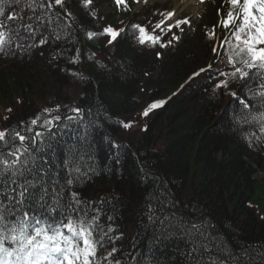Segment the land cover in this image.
<instances>
[{"label":"trees","instance_id":"trees-1","mask_svg":"<svg viewBox=\"0 0 264 264\" xmlns=\"http://www.w3.org/2000/svg\"><path fill=\"white\" fill-rule=\"evenodd\" d=\"M93 2L94 17L72 9L75 19L65 20L70 27L60 26V40L23 54L0 55V131L10 136L15 131L27 135L29 127L43 131L31 120L39 117V124L49 118L45 109L62 117L72 115V108L83 109L81 121L60 125L52 141L54 167L63 180L69 149L76 146L86 153L81 167L87 176L74 190L102 209L101 224L115 230L110 235L125 256L135 242L133 254L140 264H186L179 236L152 240L149 208L159 215L163 203L177 222L202 223L222 254H242L247 247L256 256L254 264H261L264 178L255 180L253 167L264 174V140L249 138L255 125L237 123L240 105L230 94L236 82L222 91L210 79L232 70L226 64L231 49L225 39H231V32L210 16L192 37L181 35L180 42L168 44L181 31L174 27L159 33V10L144 8L133 16L129 4L113 27L98 14L99 1ZM134 25L158 39L140 44L142 34ZM106 27L120 32L117 41L108 42ZM88 31L98 35L88 40ZM212 46L218 55L209 50ZM246 95L247 88L237 92ZM153 103L160 106L151 109ZM83 135L86 140L80 141ZM110 250L108 245L98 256Z\"/></svg>","mask_w":264,"mask_h":264},{"label":"snow or ice","instance_id":"snow-or-ice-1","mask_svg":"<svg viewBox=\"0 0 264 264\" xmlns=\"http://www.w3.org/2000/svg\"><path fill=\"white\" fill-rule=\"evenodd\" d=\"M116 3L120 5L124 0H116ZM227 3L229 9L220 23L231 32V39H225L231 49L226 64L232 70L219 73V77H229L227 80L219 77L210 79H215V87L222 91L228 89L230 82H236V90L230 94L240 105L237 123L255 125L249 129V138L264 140V0H227ZM94 7L93 0H71V3L69 0H0V55L23 54L34 47L42 49L50 40H60L58 29L61 25L70 27L64 22L75 19L73 8H82L84 14L94 17L91 11ZM174 16L175 13L169 11L166 19L171 21ZM187 24L188 20L177 19L169 27V32L172 27ZM133 27L140 33L146 31L138 25ZM104 33L111 37L110 44L120 35L112 27H106ZM97 35L92 31L86 33L88 40ZM180 39L172 35L168 44ZM139 43L143 45L145 39L141 37ZM209 50L218 55L215 46ZM244 88H247V95L238 97L237 92ZM159 106L153 103L150 108ZM44 111L49 113V118L42 123L38 124L39 117L31 120L32 126L43 131L29 127L27 135L15 131L11 136L6 130L0 131V264H101V257L104 264H126L127 261L140 264V257L133 254L137 249L135 242L125 256L110 235L115 230L110 224L107 228L101 224L102 209L95 207V202L82 200L79 192L74 190V184L87 176V171L81 167L87 158L86 153L76 146L69 149L64 161L67 175L63 180L54 167L52 141L63 121L69 122L63 124L68 128L83 119L82 109L72 108V115L63 117L58 111L56 115H52L49 109ZM148 114V110L143 113L144 116ZM123 127L128 128L130 124L124 123ZM78 139L85 141L86 135ZM61 208L63 212L57 218ZM160 209L157 215L151 206L149 208L152 240L163 242L179 236L185 244L186 264H254L256 256L247 247L242 254H222L221 246L203 230L202 223L177 222L176 215L166 211V204L162 203ZM107 219L111 221L112 217ZM108 245H111V250L98 256V250ZM260 259L264 264V254Z\"/></svg>","mask_w":264,"mask_h":264},{"label":"rangeland","instance_id":"rangeland-1","mask_svg":"<svg viewBox=\"0 0 264 264\" xmlns=\"http://www.w3.org/2000/svg\"><path fill=\"white\" fill-rule=\"evenodd\" d=\"M99 1V15L103 18L104 22L111 23L112 25H117L123 19L121 7L128 2H132V15H140L143 13L144 8H153L159 9L164 14V19L162 20V31H166L175 24L177 19L188 20V25H197L203 19H206V14H214L215 4L223 8V5L229 8L227 0H204L203 3H200V0L196 1V4L189 5L184 0H124V3L117 5L116 0H98ZM212 1V3H211ZM209 3V4H208ZM213 6V7H212ZM172 11L175 13V16L171 21L166 19L167 13ZM220 14V13H219ZM172 27L171 29H173ZM194 31L187 34V39L192 37ZM176 41V40H175ZM178 42V41H176ZM156 76V73L154 74ZM261 159H264V151L260 154ZM259 156V158H260ZM256 171L254 175L255 180H262L264 174L253 167Z\"/></svg>","mask_w":264,"mask_h":264},{"label":"bare ground","instance_id":"bare-ground-1","mask_svg":"<svg viewBox=\"0 0 264 264\" xmlns=\"http://www.w3.org/2000/svg\"><path fill=\"white\" fill-rule=\"evenodd\" d=\"M184 1H186L189 5H194L196 4L197 0H184Z\"/></svg>","mask_w":264,"mask_h":264}]
</instances>
